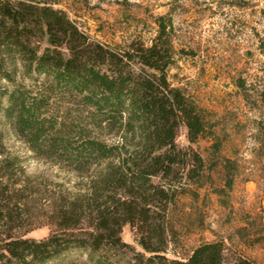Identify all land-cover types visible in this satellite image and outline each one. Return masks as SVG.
Instances as JSON below:
<instances>
[{
	"label": "trees",
	"instance_id": "trees-1",
	"mask_svg": "<svg viewBox=\"0 0 264 264\" xmlns=\"http://www.w3.org/2000/svg\"><path fill=\"white\" fill-rule=\"evenodd\" d=\"M63 1L0 0V264H45L71 249L88 250L93 264H254L229 261L222 241L167 256L173 208L182 195L198 197L188 187L210 181L222 144L206 110L169 81L183 53L171 19H156L150 45L112 49L57 8ZM19 74L34 87L17 84ZM5 130L76 183L26 174L6 151ZM201 139L210 141V162L191 147ZM221 160L217 195L231 189L235 171ZM40 226L45 238L25 237ZM125 226L139 251L122 241Z\"/></svg>",
	"mask_w": 264,
	"mask_h": 264
},
{
	"label": "rangeland",
	"instance_id": "rangeland-1",
	"mask_svg": "<svg viewBox=\"0 0 264 264\" xmlns=\"http://www.w3.org/2000/svg\"><path fill=\"white\" fill-rule=\"evenodd\" d=\"M57 8L112 49L131 42L150 45L156 19H171L174 48L183 53L169 81L206 110L222 144L219 165L208 172L210 181L188 187L198 197L182 195L173 208L176 236L167 256L183 259L201 243L222 241L229 261L242 256L264 264V0H64ZM16 83L34 87L20 74ZM176 143L188 146L183 128ZM4 145L29 176L68 188L76 183L74 175L36 158L7 130ZM209 145L201 139L191 147L207 162ZM222 158L233 162L235 171L231 189L217 195L214 191L223 187ZM48 233L40 226L25 237L40 240ZM120 237L140 250L129 226ZM90 258L88 250L71 249L45 264H93Z\"/></svg>",
	"mask_w": 264,
	"mask_h": 264
}]
</instances>
